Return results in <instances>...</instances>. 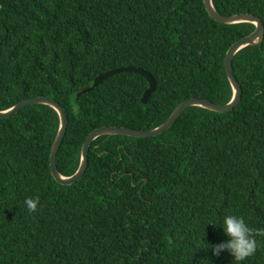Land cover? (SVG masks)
Here are the masks:
<instances>
[{
  "label": "trees",
  "instance_id": "trees-1",
  "mask_svg": "<svg viewBox=\"0 0 264 264\" xmlns=\"http://www.w3.org/2000/svg\"><path fill=\"white\" fill-rule=\"evenodd\" d=\"M221 16L248 13L264 26V0H211ZM248 22L220 24L203 0H0V112L43 96L67 117L58 175L79 168L87 135L102 126L150 130L184 100L227 104L224 58ZM141 68L155 81L110 69ZM241 89L228 112L186 108L163 133L100 135L75 183L55 181L49 156L56 110L28 105L0 118V264H230L219 226L238 215L264 229V33L232 58ZM25 197H39L28 212ZM242 264H264V235ZM207 243V244H206Z\"/></svg>",
  "mask_w": 264,
  "mask_h": 264
},
{
  "label": "water",
  "instance_id": "water-1",
  "mask_svg": "<svg viewBox=\"0 0 264 264\" xmlns=\"http://www.w3.org/2000/svg\"><path fill=\"white\" fill-rule=\"evenodd\" d=\"M204 7L208 13V15L216 22L220 24H231V23H236V22H248L251 23L252 25L255 26V29L252 33H250L248 36L234 42L231 44L229 49L226 52L225 58H224V72L226 73V76L228 78V81L230 82L232 89H233V98L232 100L227 103V104H215L212 103L208 100H203L199 98H189L181 102L172 112V114L168 117V119L161 124L160 126L150 129V130H136L132 128H127V127H117V126H102L98 127L94 130H92L87 137L85 138L82 147H81V155H80V163H79V168L75 172L74 175L70 177H61L58 175L57 170H56V165L55 163V155L56 152L61 144L62 138L65 134L66 131V125H67V117L63 108L56 103L54 100L50 98H46L43 96H36L32 98H28L25 100L20 101L13 107H11L8 110L0 112V118H6L9 117L10 115L15 114L22 108L32 105V104H45L48 105L52 108H54L58 114L59 117V128L57 131V134L55 136V139L53 141L51 151H50V156H49V169L52 177L55 179L60 184L63 185H69L72 183L77 182L84 174L87 163H88V158H87V153H88V147L91 143L92 140H94L96 137L100 135H122V136H128V137H134V138H147V137H153L156 135H159L163 133L164 131L168 130L180 117L182 112L191 106H199L203 108L210 109L215 112H228L231 111L233 108H235L241 99V89L239 84L237 83L232 71V58L234 54L244 46L250 45V44H257L261 40L263 33H264V26L262 25L263 22L256 17L253 14H248V13H242V14H236L233 16H221L215 12V10L212 7L211 0H203ZM122 72H127V73H135L143 77L146 82H147V88L144 90L142 96H141V103L146 104L148 97L150 94L154 91L155 89V81L152 78V76L147 73L146 71H143L141 68H136L135 67H119L115 69H110L108 71H105L99 75H97L91 84V86H85L83 87L78 93H76L77 96L80 94L88 92L91 88L97 86L99 83L103 82L107 78L117 74V73H122Z\"/></svg>",
  "mask_w": 264,
  "mask_h": 264
},
{
  "label": "clouds",
  "instance_id": "clouds-1",
  "mask_svg": "<svg viewBox=\"0 0 264 264\" xmlns=\"http://www.w3.org/2000/svg\"><path fill=\"white\" fill-rule=\"evenodd\" d=\"M24 206L28 212L37 210L39 197H25ZM206 225L213 228L219 226L225 239L216 244H207L211 256L227 253L231 257L230 264H242L247 258L253 256L257 249L256 235H264V229H253L238 215L227 214L219 221H212ZM211 264V261H210Z\"/></svg>",
  "mask_w": 264,
  "mask_h": 264
}]
</instances>
